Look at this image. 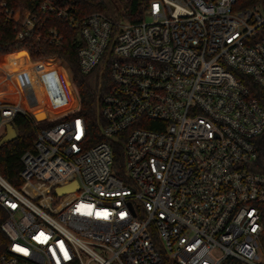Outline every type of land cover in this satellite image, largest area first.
Segmentation results:
<instances>
[{"label":"built area","instance_id":"obj_1","mask_svg":"<svg viewBox=\"0 0 264 264\" xmlns=\"http://www.w3.org/2000/svg\"><path fill=\"white\" fill-rule=\"evenodd\" d=\"M235 1L150 0L141 20L114 21L0 0L17 40L58 46L74 28L80 72L108 75L92 143L59 59L31 60L68 71L77 106L67 115L36 120L0 98V137L17 113L49 123L19 170L44 191L0 174V264H264V174L253 168L264 105L249 86L264 92V13Z\"/></svg>","mask_w":264,"mask_h":264},{"label":"trees","instance_id":"obj_2","mask_svg":"<svg viewBox=\"0 0 264 264\" xmlns=\"http://www.w3.org/2000/svg\"><path fill=\"white\" fill-rule=\"evenodd\" d=\"M9 8H34L41 0H4ZM54 2L68 7V11L74 17L84 16L91 12L98 11L103 13L111 20L117 21L121 18L129 21H138L143 17V12L150 0H53ZM251 7H259L264 13V0H236L233 9L241 10ZM58 24V21L57 23ZM59 29V28H58ZM80 40L77 39L76 30L67 27L63 31L62 43L58 46L48 44L42 40H37L33 35L16 39L14 25L5 19L2 9H0V56L24 50L32 60L47 58L59 59L63 61L71 70L73 83L78 92L79 109L78 114L86 117L89 133L93 138L92 142L98 140L96 134L98 129L95 122V100L98 93L99 81L108 80V75L102 78L97 70L88 74L80 72L77 65V50L80 47ZM28 59L10 56L0 59V71L3 78L9 82L8 90L0 91V98L7 97L12 100L17 97L18 103L24 105L23 101H38L39 105L51 116H58L61 111L71 106L69 102L75 100L74 95H69V83L62 75V67L48 65H29ZM10 73V75H8ZM248 82V80H247ZM251 93L264 105V92L255 84L250 82ZM48 90L52 94L59 95V99L48 102L45 94ZM68 99V104L56 106ZM57 100V101H55ZM37 115L46 116L39 110H34ZM47 121L36 122L28 113H17L12 119V125L16 129V136L9 142L0 146V174L17 188L26 186L24 180L19 176L21 168L20 157L22 153L31 149L35 140L36 132L47 126ZM258 158L253 168L264 174V132L258 137ZM121 161L120 154L116 157ZM26 194L33 195L35 191H44L41 185L27 187ZM264 216V204H263ZM0 211V221L2 220ZM0 239L6 240L0 231ZM159 264H170L164 256Z\"/></svg>","mask_w":264,"mask_h":264},{"label":"rangeland","instance_id":"obj_3","mask_svg":"<svg viewBox=\"0 0 264 264\" xmlns=\"http://www.w3.org/2000/svg\"><path fill=\"white\" fill-rule=\"evenodd\" d=\"M7 55H9V54H7ZM7 55H3V56H0V59H2V58H9L10 56H7ZM27 55H28V53L26 52V53H18V54H15V56L16 57H25V59H28V62H26L27 64H29V65H40V66H44V67H48V65H44L42 62H40V61H32V60H30L28 57H27ZM29 56V55H28ZM22 59V58H21ZM68 70H69V75L73 78V75H72V72H71V70H70V68H68ZM8 75H10V73L8 74ZM4 76H3V73L0 71V91H4V90H8V85H9V82L7 81V80H5L4 78H3ZM72 82H73V79H72ZM73 87L76 89V87H75V85H74V83H73ZM77 90V89H76ZM78 93V92H77ZM46 94V93H45ZM46 97H47V101L48 102H53V97H52V95L50 96V95H48V94H46ZM75 98V97H74ZM12 100H14V101H20L17 97H13L12 98ZM37 101V100H36ZM38 102V101H37ZM68 99H66V100H63L62 101V103H56V106H59V105H66V104H68ZM70 104H71V106H69L68 108H66V109H64L63 111H61L60 113H59V115L58 116H65V115H67L68 113H70L71 111H73L75 108H76V106H77V98H75V100H72V102H69ZM53 117H55V116H53ZM43 118H45L43 115H37V119H43ZM22 191L24 192V193H26L27 192V190H26V186H23V188H22ZM54 194V196H55V200L54 201H58V198L60 197L59 195H55V193H53ZM52 194V195H53Z\"/></svg>","mask_w":264,"mask_h":264},{"label":"water","instance_id":"obj_4","mask_svg":"<svg viewBox=\"0 0 264 264\" xmlns=\"http://www.w3.org/2000/svg\"><path fill=\"white\" fill-rule=\"evenodd\" d=\"M33 117L36 119V120H43V119H37V114L33 112ZM16 129L14 128V126L12 125L11 122H7L5 124V132L4 134L0 137V146L6 142H9L10 140H12L13 138H15L16 136ZM76 187V183L75 182H72L71 184H68L66 186H63V187H58L56 189V192L58 194H61L65 191H68V190H71L73 188Z\"/></svg>","mask_w":264,"mask_h":264},{"label":"crops","instance_id":"obj_5","mask_svg":"<svg viewBox=\"0 0 264 264\" xmlns=\"http://www.w3.org/2000/svg\"><path fill=\"white\" fill-rule=\"evenodd\" d=\"M26 53V51H24V50H21V51H17V52H15V53H9V55H7V56H15V54H18V53ZM6 55V54H5ZM3 56V55H2ZM16 57V56H15ZM27 57L29 58V56L27 55ZM22 59H25V57H21ZM30 59V58H29ZM31 60V59H30ZM51 65H55V64H51ZM57 66V65H56ZM67 74H68V71L66 70V69H63L62 68V75H63V77L65 78V80L68 82V79H67ZM69 83V82H68ZM68 93H69V95H73V89H72V87L70 86V83H69V88H68ZM23 103H24V107H26L27 108V110H30L31 112H33L34 110H39V111H41L42 113H44L46 116L45 117H51L46 111H45V109H43L40 105H39V103L37 102V101H34V100H32V101H23Z\"/></svg>","mask_w":264,"mask_h":264},{"label":"bare ground","instance_id":"obj_6","mask_svg":"<svg viewBox=\"0 0 264 264\" xmlns=\"http://www.w3.org/2000/svg\"><path fill=\"white\" fill-rule=\"evenodd\" d=\"M12 101H14V100H12ZM17 102V101H16ZM20 104V103H19ZM21 106H23L22 104H20ZM24 107V106H23ZM25 109H27L26 107H24Z\"/></svg>","mask_w":264,"mask_h":264}]
</instances>
